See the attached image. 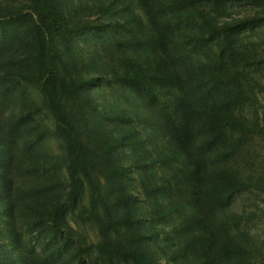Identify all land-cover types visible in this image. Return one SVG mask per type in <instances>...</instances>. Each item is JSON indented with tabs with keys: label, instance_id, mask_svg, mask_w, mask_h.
<instances>
[{
	"label": "trees",
	"instance_id": "trees-1",
	"mask_svg": "<svg viewBox=\"0 0 264 264\" xmlns=\"http://www.w3.org/2000/svg\"><path fill=\"white\" fill-rule=\"evenodd\" d=\"M25 1L33 14L25 32L32 49V70L26 80L41 83L43 102L65 144L68 203H75L87 187L91 211L96 214L103 207V214H96L101 229L97 250L107 263L157 264L143 245L152 239L158 242L161 236L165 247L160 251L173 264H255L253 239L241 229L245 217L232 211L235 199L252 188L237 174L236 164L257 131L237 113L247 95L239 63L249 57L240 53L236 43L245 28L256 27L264 17L220 24L218 16L227 3L261 0H113L111 14L116 21L75 24L68 21L61 0ZM105 8L102 12L108 13ZM117 26L126 28L122 46L114 50L120 68L102 81L115 91L124 109L122 117L112 120L141 127L151 168L160 169V175L156 172L142 181L149 218L162 220L164 226L152 236L136 229L140 219L132 207V193L123 189L118 193L119 216L101 200L93 175L98 157L67 111L68 100H79L98 78H59L66 64L56 39L71 48L77 34H107ZM15 38L14 20L0 18V41ZM255 58L254 64L264 63V57ZM84 102L94 109L90 98ZM21 134L20 122L14 121L6 135L10 145ZM116 143L117 139L114 148ZM136 166L141 172L149 167ZM132 173L119 164L105 177L112 183L124 182ZM64 209L65 204H60L50 213V229L56 237L62 231ZM119 227L130 231L124 240L112 238ZM61 250L57 245L45 255L35 254L30 262L67 264Z\"/></svg>",
	"mask_w": 264,
	"mask_h": 264
},
{
	"label": "rangeland",
	"instance_id": "rangeland-1",
	"mask_svg": "<svg viewBox=\"0 0 264 264\" xmlns=\"http://www.w3.org/2000/svg\"><path fill=\"white\" fill-rule=\"evenodd\" d=\"M61 1L71 24L118 19L111 14L115 9L113 0ZM104 7L108 13L102 12ZM222 13L218 16L220 24L264 17V0L227 3ZM32 17L25 0H0V18L14 20L16 26L15 39L0 41V152L3 155L0 160V264H31L32 256L45 255L57 245L62 248V260L67 264H108L97 250L101 229L96 214H103V207L100 205L96 214L91 211L87 187L75 203H68L70 178L65 144L57 135L43 102L41 83L26 80L32 70V49L25 32ZM125 34L126 28L119 26L107 34L99 31L77 34L71 48L56 39L66 64V69L59 71V78L78 80L92 75L98 78V82L78 94L79 100H68L67 111L82 140L98 157L93 175L99 184L101 200L119 216L122 209L116 202L118 193L121 189L132 193V207L140 219L136 229L152 236L160 234L164 226L162 220L149 218L142 181L153 173L160 175V169L151 168L152 159L146 155L148 144L141 127L132 121L112 120L122 117L124 109L115 99V91L102 81L111 79L119 71L114 50L122 46ZM236 47L249 57V61L239 63L245 74L247 95L237 113L256 126L257 131L236 164L237 174L250 182L252 188L235 199L232 211L244 215L241 229L253 239V261L264 264V63L252 61L254 57H264V22L245 28ZM199 53L194 51L197 57ZM86 97L94 109L84 102ZM14 121L20 122L22 134L15 145H10L6 135ZM136 163H147L149 167L141 172ZM119 164L133 171L131 177L124 182L107 181V172ZM60 204H65V209L62 231L56 237L50 229V213ZM129 234L125 227H119L112 238L124 240ZM143 247L157 264H173L160 251L165 247L161 236L158 242L152 239Z\"/></svg>",
	"mask_w": 264,
	"mask_h": 264
}]
</instances>
